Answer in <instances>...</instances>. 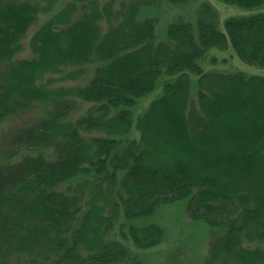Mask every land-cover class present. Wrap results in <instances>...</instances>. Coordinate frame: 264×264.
Listing matches in <instances>:
<instances>
[{
    "label": "trees",
    "instance_id": "1",
    "mask_svg": "<svg viewBox=\"0 0 264 264\" xmlns=\"http://www.w3.org/2000/svg\"><path fill=\"white\" fill-rule=\"evenodd\" d=\"M58 1L0 0V122L43 112L0 143V264H140L125 241L152 249L163 229L127 224L179 200L190 219L221 230L206 264H264V76L198 65L230 46L264 69V13L228 18L221 32L201 3L196 34L178 17L156 42L157 19L138 16L161 0L117 8L73 0L34 31L31 56L18 58L30 27ZM159 83L161 95L134 122ZM81 103L89 107L74 118ZM119 217L120 240L106 238Z\"/></svg>",
    "mask_w": 264,
    "mask_h": 264
},
{
    "label": "rangeland",
    "instance_id": "2",
    "mask_svg": "<svg viewBox=\"0 0 264 264\" xmlns=\"http://www.w3.org/2000/svg\"><path fill=\"white\" fill-rule=\"evenodd\" d=\"M73 0H59L50 13L40 14L38 22L30 27L27 34L21 40L22 51L18 58H29L31 56L29 50V40L34 31L46 22L53 14ZM103 3L108 0H97ZM116 8L120 2L128 0H113ZM201 3L206 4L217 14V28L224 32V22L228 18L247 17L259 13H264V6L257 9H245L236 5H229L220 0H182L181 2L169 5L167 1L161 0V4L157 8H145L139 13L138 19L143 20L148 17L157 19L155 28L156 42L165 39V28L169 23L174 22L178 17H182L184 21L189 22L193 26L196 34V11ZM80 10V9H79ZM198 65L204 73H219L232 74L242 72L246 75L264 76V69L246 65L241 62L230 46L226 49L213 48L198 61ZM89 75L91 71L87 72ZM88 77V75H86ZM57 78L58 76L53 75ZM82 78V77H81ZM64 80L59 81L56 85H73L84 81ZM165 80V79H164ZM167 80V79H166ZM198 76H189V95L190 99L196 100ZM163 82V81H162ZM161 95V84L159 83L155 89L140 100L134 109V122L136 115L143 112L150 102L157 99ZM89 104H80V109L77 110L73 117L77 118L87 108ZM43 114L38 109L35 112H30L19 117H12L3 122H0V143L16 130L30 123L33 119ZM134 133L132 137L134 138ZM82 179V178H80ZM80 179H75L71 182V186L77 185ZM69 185V184H68ZM104 189V187L102 188ZM86 191L90 188L86 187ZM114 200V199H113ZM115 201V200H114ZM121 217L118 219L117 225L113 231L107 234L108 239L120 240L119 223H122ZM140 227L147 224H156L163 229V236L160 244L148 250H137L130 245L128 241L125 244L130 248V253L140 264H206L209 258V244L216 238L221 236V230L212 228L202 220H192L187 215V201L179 200L173 203L159 206L152 215L139 218L127 225ZM123 230H125L123 228Z\"/></svg>",
    "mask_w": 264,
    "mask_h": 264
}]
</instances>
